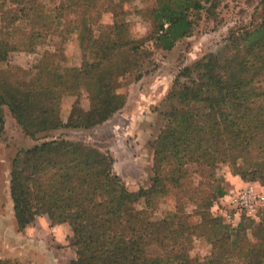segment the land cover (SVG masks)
Here are the masks:
<instances>
[{
	"label": "trees",
	"instance_id": "1",
	"mask_svg": "<svg viewBox=\"0 0 264 264\" xmlns=\"http://www.w3.org/2000/svg\"><path fill=\"white\" fill-rule=\"evenodd\" d=\"M213 1L156 0L151 10L156 45L170 49L189 35L191 12L220 0ZM98 7L99 0H66L56 6L52 20L33 18L38 30L21 39L0 31V65L13 51L36 52L45 36L39 30L45 24L56 27L61 18L73 27L81 49H94V61L80 67L62 68L44 58L31 69L0 67V136L3 106L32 136L60 127H93L122 106L123 95L111 87L116 69L105 64L125 46L133 51L130 65L139 70L149 38L126 40L125 29L114 23L113 38L92 41V26L99 20L92 10ZM226 42L224 50L184 68L181 75L187 80H176L168 90L166 124L150 142L153 176L148 187L129 190L113 172L111 156L82 141L57 137L19 151L10 181L19 231L43 212L66 221L75 253L69 264H264V207L255 216L242 213V220L232 224L228 217L233 211L219 205L227 190L214 167L216 161L229 162L240 180L258 181L264 189V0L249 24L231 30ZM78 77L91 105L82 110L75 102L63 121L58 106L64 95L78 90L73 81ZM194 176L199 177L196 184ZM168 195L176 198V210L152 222L149 208ZM141 199L146 207L138 209ZM186 202L195 205L198 221L182 217ZM204 231L212 250L201 260L190 255L189 242ZM154 244L161 253L148 252ZM6 262L0 259V264Z\"/></svg>",
	"mask_w": 264,
	"mask_h": 264
},
{
	"label": "rangeland",
	"instance_id": "2",
	"mask_svg": "<svg viewBox=\"0 0 264 264\" xmlns=\"http://www.w3.org/2000/svg\"><path fill=\"white\" fill-rule=\"evenodd\" d=\"M63 1L66 0H0V31L10 33L11 38L21 39L38 30L36 24L32 23L33 18L52 20L56 6ZM260 1L220 0L214 7L210 2L206 3L205 8L200 12L190 14L194 21L192 32L178 39L170 49H163L157 46L152 38L156 25L151 10L156 0H99L98 11L92 10L95 16L97 14L99 16V20L92 26L94 34L92 41L104 42L108 38H113L115 31L112 32L111 28L114 23H117L125 29L123 37L126 40L149 38L145 40L144 47L142 46L146 53L139 58V61L143 63L139 70H134L130 65L132 60L130 53L133 51L124 46L119 49L120 52L113 62L105 64L106 67L116 69L113 70L114 78L111 87L114 92L123 95L124 103L110 118L93 127H60L32 136L23 130L9 109L3 106L4 124L0 136V259L7 261L5 264H29L26 260L28 253L38 252V248L33 246L30 239L28 242L24 241V238H33L28 229L25 231L26 236L18 233L14 215L10 181L13 159L18 152L43 140L57 137L82 141L111 156L113 172L121 177L129 190L148 187L153 176V149L150 142L157 137L166 124L165 114L169 104L165 97L171 85L176 80L181 82L187 80L186 76L181 75L187 66H191L206 54L224 50L229 32L249 24L254 9ZM20 17L22 20L18 19ZM58 22L60 23H57L56 27L45 24L39 30L45 32V36L36 45V52L13 51L9 54L7 61L1 63V69H7L8 66L31 69L41 58L48 61L50 65L57 64L62 68L80 67L84 63L93 62L94 49H81L76 33L72 31L73 27L65 21V18L58 19ZM128 58L129 61L123 63ZM74 79L78 90L64 95L58 106L63 121L67 120L75 102L82 110H87L91 105L88 92L81 85V79L79 77ZM214 167L216 175L221 179L227 192L241 188H233L235 181L240 180V177L233 172L229 162L216 161ZM198 180L199 177H193L194 184ZM255 183L259 185L258 181ZM219 205L222 207L221 201ZM176 206V198L173 195L157 199L148 210L150 220L156 222L176 210ZM135 207L145 208L143 199L139 200ZM260 207L262 210L264 204ZM182 214V217H188L190 222L199 220L192 202L184 204ZM40 217L47 226L67 223L43 212L37 215L29 226L39 223ZM242 218L241 214H237L229 221L236 224ZM254 220L255 223L260 221L259 217ZM246 226L250 231V223ZM70 230L66 244H58V248H54L53 253L51 252L59 259H62V255L65 254L63 251L61 255L60 250H64L66 246L73 250L71 227ZM248 236L255 241L250 233ZM35 237L40 240V236ZM47 237L54 241L51 234ZM211 250L212 244L206 231L197 236H191L189 242L191 256L202 260L211 253ZM148 252L155 255L161 253V249L154 244L148 247ZM72 254L75 256V253L72 252Z\"/></svg>",
	"mask_w": 264,
	"mask_h": 264
},
{
	"label": "crops",
	"instance_id": "3",
	"mask_svg": "<svg viewBox=\"0 0 264 264\" xmlns=\"http://www.w3.org/2000/svg\"><path fill=\"white\" fill-rule=\"evenodd\" d=\"M235 182L236 184L235 186H233V188L243 187L246 185V183H248L242 180H236ZM258 187L259 189H263V186H261L260 184L258 185ZM26 230L30 231L33 238H24V241L28 242V239H30L29 241H31L33 246L38 248V252L30 251L28 253L26 260L29 261V264H69L70 260L74 257V254H72V252L74 253V251L71 250L68 246H66L64 250H60L61 255L63 251L65 253L62 255V259H59L58 257H56V255L52 254V250L54 248H58V244H66V238L71 232L70 227L67 223L62 222L53 226H47L42 222V218L40 217L39 223L32 224L30 226L28 225L25 230H21L18 233L22 236H26ZM49 234H51V237L54 241L48 239L47 235ZM37 235L40 236V240L35 237Z\"/></svg>",
	"mask_w": 264,
	"mask_h": 264
},
{
	"label": "built area",
	"instance_id": "4",
	"mask_svg": "<svg viewBox=\"0 0 264 264\" xmlns=\"http://www.w3.org/2000/svg\"><path fill=\"white\" fill-rule=\"evenodd\" d=\"M220 201L224 209L233 211L228 220L237 214L242 216V213L255 216L259 206L264 204V189H259L254 182H248L240 189L228 191Z\"/></svg>",
	"mask_w": 264,
	"mask_h": 264
}]
</instances>
